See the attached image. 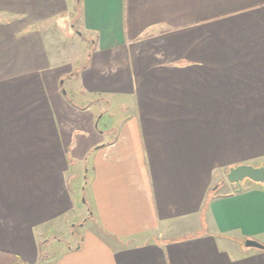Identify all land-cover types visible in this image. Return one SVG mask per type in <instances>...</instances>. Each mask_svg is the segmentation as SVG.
Instances as JSON below:
<instances>
[{
    "label": "crops",
    "instance_id": "crops-1",
    "mask_svg": "<svg viewBox=\"0 0 264 264\" xmlns=\"http://www.w3.org/2000/svg\"><path fill=\"white\" fill-rule=\"evenodd\" d=\"M78 5L86 62L70 76L113 108L112 138L90 149V224L43 255L88 178L48 78L46 26L69 4L0 0V249L27 264H264L244 246H264V182L226 180L264 162V0Z\"/></svg>",
    "mask_w": 264,
    "mask_h": 264
},
{
    "label": "rangeland",
    "instance_id": "rangeland-1",
    "mask_svg": "<svg viewBox=\"0 0 264 264\" xmlns=\"http://www.w3.org/2000/svg\"><path fill=\"white\" fill-rule=\"evenodd\" d=\"M71 1H73L72 4ZM67 2L69 4L67 12L63 16H60L61 18H55L50 21L46 26L48 28L46 42L56 56L54 69L48 73V78L51 81L50 86L52 85L54 109L61 122V127L64 130L63 134L65 138H68L70 144L73 145L70 155L71 159H73V156L80 159L78 166H80L79 168L82 172L83 170L85 171L83 172V179L86 176L88 178L84 182L87 184H83V187H85L84 191L76 196L77 207L80 211L73 221V227L69 225L64 232L62 241H56L58 238H50V245L45 246L44 250H42L44 256H47V251L55 252L61 247L62 245H58L57 247V242H63L69 239L72 231L81 232L83 228L89 226V219L85 220L88 216L85 208L87 210L90 204L88 179L89 176H92L90 172H92L93 153H90V149H94L92 147L97 142L108 141L112 138L110 114L113 108H106L105 102L102 99L100 100L102 96L90 97L88 95H82L79 92L78 82L70 76L71 73L75 75L83 66L86 62V56L81 51L82 41L78 40L79 37L77 36L79 31H81L79 28V0H67ZM256 163L247 162L245 164H264L261 160L258 161L261 164Z\"/></svg>",
    "mask_w": 264,
    "mask_h": 264
},
{
    "label": "water",
    "instance_id": "water-1",
    "mask_svg": "<svg viewBox=\"0 0 264 264\" xmlns=\"http://www.w3.org/2000/svg\"><path fill=\"white\" fill-rule=\"evenodd\" d=\"M245 179L252 182H264V164H239L237 166L230 167L226 173V180L229 183L237 185L236 191L241 190V182ZM244 246L246 248H264L262 244L253 239H246L244 241Z\"/></svg>",
    "mask_w": 264,
    "mask_h": 264
},
{
    "label": "trees",
    "instance_id": "trees-1",
    "mask_svg": "<svg viewBox=\"0 0 264 264\" xmlns=\"http://www.w3.org/2000/svg\"><path fill=\"white\" fill-rule=\"evenodd\" d=\"M0 264H27L26 261L14 252L0 249Z\"/></svg>",
    "mask_w": 264,
    "mask_h": 264
}]
</instances>
